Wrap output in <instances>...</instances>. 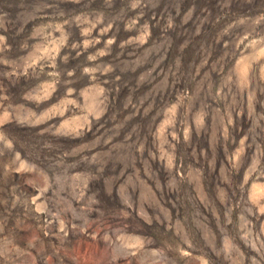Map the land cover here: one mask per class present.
<instances>
[{
    "label": "rangeland",
    "instance_id": "rangeland-1",
    "mask_svg": "<svg viewBox=\"0 0 264 264\" xmlns=\"http://www.w3.org/2000/svg\"><path fill=\"white\" fill-rule=\"evenodd\" d=\"M0 264H264V0H0Z\"/></svg>",
    "mask_w": 264,
    "mask_h": 264
}]
</instances>
